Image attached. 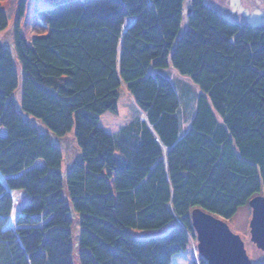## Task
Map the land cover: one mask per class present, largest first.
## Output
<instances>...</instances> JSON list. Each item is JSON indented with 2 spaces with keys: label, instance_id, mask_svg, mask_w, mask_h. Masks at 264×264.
I'll use <instances>...</instances> for the list:
<instances>
[{
  "label": "trees",
  "instance_id": "1",
  "mask_svg": "<svg viewBox=\"0 0 264 264\" xmlns=\"http://www.w3.org/2000/svg\"><path fill=\"white\" fill-rule=\"evenodd\" d=\"M43 1L47 34L0 44V264H173L194 210L226 222L264 196V26L205 0ZM173 70L201 90L184 133ZM123 87L145 119L110 134Z\"/></svg>",
  "mask_w": 264,
  "mask_h": 264
},
{
  "label": "rangeland",
  "instance_id": "2",
  "mask_svg": "<svg viewBox=\"0 0 264 264\" xmlns=\"http://www.w3.org/2000/svg\"><path fill=\"white\" fill-rule=\"evenodd\" d=\"M220 15L228 20L234 21L240 25L252 27L264 26V0H205ZM189 0H187V3ZM22 3L25 4L22 15L20 9ZM50 5L43 0H0V8L8 16L9 25L5 31L0 32V44L9 49L14 54V33L19 26L22 35L30 41L33 37L47 34V29L38 19V12L42 9H48ZM186 7V6H185ZM44 9V10H45ZM186 9V8H185ZM174 71V72H173ZM170 75L177 85L181 98V109L179 118L182 123L183 133L188 128L190 120L194 114L197 96L201 90L189 78L181 76L173 70ZM17 100L20 102V92H16ZM118 114L107 113L100 119V126L110 134H116L122 127L135 121L141 116L139 109L128 91L123 87L120 90ZM32 123L39 129L46 131L45 126L39 121L30 118ZM67 140H58L53 137L55 143L60 145L64 155L62 166L63 172L68 171L73 161L77 157V149L71 138ZM14 208L11 216V222L15 225L18 217L21 215L22 208L28 201V195L24 191H14ZM252 220V211L250 207L241 208L237 215L230 221H226L231 231L240 236L245 244V249L252 264H264V252L259 250L251 241L250 222ZM138 237L151 235L152 232L135 231ZM183 255V256H182ZM173 258V264H193L199 258L198 241L192 242L188 252L184 255ZM75 264H79L78 259Z\"/></svg>",
  "mask_w": 264,
  "mask_h": 264
},
{
  "label": "water",
  "instance_id": "3",
  "mask_svg": "<svg viewBox=\"0 0 264 264\" xmlns=\"http://www.w3.org/2000/svg\"><path fill=\"white\" fill-rule=\"evenodd\" d=\"M251 241L264 252V196L251 200ZM198 241V252L208 264H252L240 236L228 224L202 210L191 214Z\"/></svg>",
  "mask_w": 264,
  "mask_h": 264
}]
</instances>
